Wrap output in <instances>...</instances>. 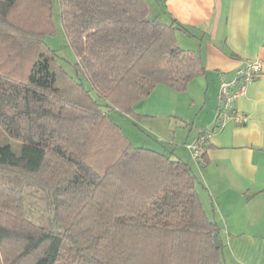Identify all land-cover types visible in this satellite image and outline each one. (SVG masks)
Returning <instances> with one entry per match:
<instances>
[{
    "label": "trees",
    "instance_id": "1",
    "mask_svg": "<svg viewBox=\"0 0 264 264\" xmlns=\"http://www.w3.org/2000/svg\"><path fill=\"white\" fill-rule=\"evenodd\" d=\"M57 1L107 109L131 114L156 84L182 90L204 71L145 0ZM52 8L0 0V264H224L189 164L59 92L43 50Z\"/></svg>",
    "mask_w": 264,
    "mask_h": 264
},
{
    "label": "crops",
    "instance_id": "2",
    "mask_svg": "<svg viewBox=\"0 0 264 264\" xmlns=\"http://www.w3.org/2000/svg\"><path fill=\"white\" fill-rule=\"evenodd\" d=\"M145 2L149 17L177 25V43L200 56L204 71L182 90L156 84L129 114L151 135L130 132L142 140L136 145L189 164L202 206L218 228L224 264H264V0ZM254 58L262 61L261 71L233 108L246 121L230 119L217 128L220 76L231 80ZM199 141L196 158L189 145Z\"/></svg>",
    "mask_w": 264,
    "mask_h": 264
},
{
    "label": "rangeland",
    "instance_id": "3",
    "mask_svg": "<svg viewBox=\"0 0 264 264\" xmlns=\"http://www.w3.org/2000/svg\"><path fill=\"white\" fill-rule=\"evenodd\" d=\"M158 1L159 0H152L151 2L150 0V3L153 4L154 2L157 4ZM52 18L56 30L53 33L44 35L43 50L45 53L51 54L50 65L55 72V85L58 87L59 92L65 97L86 105H95L96 101L100 107L107 109L106 106H103V100L96 95V92L91 87L85 74L77 69V57L68 42L65 30L62 26L57 0H53ZM107 111L110 117L120 125L123 133L128 135L133 144L135 143L136 145L137 141L142 140H135V137H133L130 132L132 129L137 132L141 138H146L145 136L150 134L142 125H138V123L130 119L129 114L110 108H108ZM134 124L138 125L135 129L133 127ZM151 142L150 140V143Z\"/></svg>",
    "mask_w": 264,
    "mask_h": 264
},
{
    "label": "built area",
    "instance_id": "4",
    "mask_svg": "<svg viewBox=\"0 0 264 264\" xmlns=\"http://www.w3.org/2000/svg\"><path fill=\"white\" fill-rule=\"evenodd\" d=\"M261 65L262 61L259 58H254L237 68L231 80H225L220 76L217 128L220 129L230 119L238 124L246 121V115L233 113L234 102L245 93L248 83L261 71ZM200 146V141L189 145L192 149V155L196 158L199 156Z\"/></svg>",
    "mask_w": 264,
    "mask_h": 264
},
{
    "label": "water",
    "instance_id": "5",
    "mask_svg": "<svg viewBox=\"0 0 264 264\" xmlns=\"http://www.w3.org/2000/svg\"><path fill=\"white\" fill-rule=\"evenodd\" d=\"M175 160V158H173ZM214 243L218 247L220 245V240L217 235L214 236Z\"/></svg>",
    "mask_w": 264,
    "mask_h": 264
}]
</instances>
